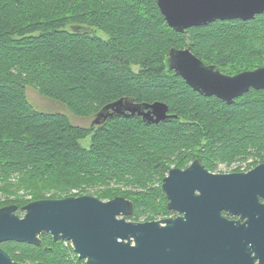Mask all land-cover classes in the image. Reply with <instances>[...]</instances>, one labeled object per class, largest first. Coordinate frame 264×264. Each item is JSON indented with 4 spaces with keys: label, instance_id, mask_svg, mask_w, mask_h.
Listing matches in <instances>:
<instances>
[{
    "label": "trees",
    "instance_id": "1",
    "mask_svg": "<svg viewBox=\"0 0 264 264\" xmlns=\"http://www.w3.org/2000/svg\"><path fill=\"white\" fill-rule=\"evenodd\" d=\"M174 48H190L226 75L255 71L264 66V15L179 34L157 0H0V190L24 194L8 205L61 199L90 180L100 200L133 202L128 221H151L172 214L162 184L173 168L196 160L210 171L263 164L264 91L233 105L200 95L169 69ZM31 87L80 118L94 119L121 99L163 102L177 118L154 125L116 116L77 126L37 111ZM3 247L19 263L85 264L51 236L40 246Z\"/></svg>",
    "mask_w": 264,
    "mask_h": 264
},
{
    "label": "water",
    "instance_id": "2",
    "mask_svg": "<svg viewBox=\"0 0 264 264\" xmlns=\"http://www.w3.org/2000/svg\"><path fill=\"white\" fill-rule=\"evenodd\" d=\"M157 6L167 25L179 34L218 21H251L264 15V0H157ZM167 64L194 92L227 105L251 90L264 91V66L230 76L206 65L190 48L171 49ZM116 116L140 117L154 125L177 118L163 102L121 99L105 107L91 126ZM162 189L175 218L128 221L134 205L123 197L30 202L22 207L24 217L17 214L16 205L3 207L0 245L40 246L46 234L55 242L70 243L85 264H187L191 252H201L205 264H264V163L245 173L216 174L196 160L184 170H170ZM223 212L238 220L224 217ZM0 264L44 263L16 262L0 247Z\"/></svg>",
    "mask_w": 264,
    "mask_h": 264
},
{
    "label": "rangeland",
    "instance_id": "3",
    "mask_svg": "<svg viewBox=\"0 0 264 264\" xmlns=\"http://www.w3.org/2000/svg\"><path fill=\"white\" fill-rule=\"evenodd\" d=\"M228 22H230V21H228ZM27 96H28V100L30 101V103L39 112L63 114L65 116H67L70 119V121L73 124L77 125V126H82V127H87V126L90 127L91 126L93 118L85 119V118H80V117L74 116L61 103L41 97L38 94V92H37V90L35 88H32V87L28 88ZM89 141H90V139H87L84 142V144L88 145ZM251 162H254V159H252V161H247V162H245L243 164L236 163L235 165H233L231 167H227V166L221 167L220 166L217 170H213V171L217 172V173H221V174L222 173L230 174V173H235V172H239V173L248 172V170L250 171V170H252V169H254L256 167V166L255 167L251 166ZM238 167H242V168L240 170H238L237 169ZM89 181L90 180H82V182H81L82 185H80V188H82L81 191L73 190V191H70L69 193H60V194H57L56 197H59L61 199L62 198L65 199L66 196L75 197V195H79L80 192L85 194V196L86 195L87 196L92 195L94 197H97L96 195H97L98 192H96V191L94 192V190H98L97 189L98 187H93L95 185H91V184L87 185V183ZM23 197H24L23 192L15 193V196H13L10 193H4V192H2L0 190V209L3 208V207L9 206L8 204H10L12 201L23 200ZM29 200H31V199H29ZM103 201H107V200H103ZM17 214L20 217H24L25 211H23L22 208H21L19 213L17 212ZM151 218H152V216H151ZM153 218L154 219L151 220V221H158V220L160 221V220H164V219H168V218H173V216H172V214H170L168 216H166V215H164V216H155ZM129 219H131V218H129ZM146 219H148V216L141 217L140 219H138L139 221H135V220H130V221H132V222H149L150 221V220H146ZM42 236H41V241H42ZM48 236H51V235H48ZM55 243H60V242H55ZM63 244H64L65 247L67 246L68 249L72 248L71 244L68 243V242H64ZM74 254L78 258V255L75 252H74Z\"/></svg>",
    "mask_w": 264,
    "mask_h": 264
},
{
    "label": "flooded vegetation",
    "instance_id": "4",
    "mask_svg": "<svg viewBox=\"0 0 264 264\" xmlns=\"http://www.w3.org/2000/svg\"><path fill=\"white\" fill-rule=\"evenodd\" d=\"M192 164V163H191ZM190 164V165H191ZM189 165V166H190ZM203 165V164H202ZM204 166V165H203ZM188 167V166H187ZM187 167H185V168H183V170L184 169H186ZM205 167V166H204ZM206 168V167H205ZM207 169V168H206ZM208 170V169H207ZM208 171H210V170H208ZM249 171V170H248ZM210 172H212V173H216V174H218L217 172H214V171H210ZM235 173H239V172H235ZM241 173H245V172H241ZM222 174H225V173H222ZM19 211H20V209L18 210V213H19ZM172 216H173V218H175V217H177V214L176 213H173L172 212ZM223 216L224 217H226V218H228V219H230V220H238V217H231L227 212H223ZM191 224H194V225H197L196 227H198V228H202L203 226H204V223H191ZM241 225H243V224H246V225H248V226H250V223H240ZM251 234V233H250ZM253 234H254V232H253ZM253 234L251 235V241L249 242V245L250 246H252V241H253ZM44 236H48V235H43L42 236V238L44 237ZM64 243V242H63ZM7 243H5V244H1L0 245V247L2 248V249H4L5 251H7L3 246H5ZM8 252V251H7ZM187 264H205L204 262H203V259H202V255H201V252H199V253H189L188 254V256H187ZM255 264H257V262H255Z\"/></svg>",
    "mask_w": 264,
    "mask_h": 264
}]
</instances>
